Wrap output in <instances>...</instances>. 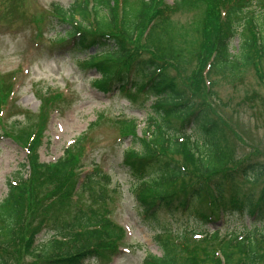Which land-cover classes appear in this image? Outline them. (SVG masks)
Wrapping results in <instances>:
<instances>
[{
    "label": "trees",
    "instance_id": "16d2710c",
    "mask_svg": "<svg viewBox=\"0 0 264 264\" xmlns=\"http://www.w3.org/2000/svg\"><path fill=\"white\" fill-rule=\"evenodd\" d=\"M87 2L76 0L69 8H54L57 19L74 25L56 40L84 54L82 64L102 74L96 81L98 87L111 90L118 86L133 100L136 95L143 94L144 105L152 99L143 137H138L134 120L126 126L128 133L134 136V144H140L141 150L132 145L124 157L125 166L137 180L133 191L147 217L156 219L161 211L171 215L175 211L190 210L195 199H203L206 195L211 199V213L198 214L204 221L201 224L214 223L220 216L223 220H244V229L228 232L225 237L218 232L211 234L218 240L219 261L238 264L243 255L242 264H264V189L257 195L243 186L257 183L264 174V165L248 163L225 170L233 161L234 144L229 130L208 107L189 99L176 76L170 73L174 68L171 62L185 70L194 61L198 78L206 74L211 76L212 72L236 75L251 64L261 71L264 0H175L173 4L165 0H98L92 10ZM202 3L205 5L203 18L196 29L201 40L199 45H179L172 36L171 16L184 5L199 8ZM223 10H226L225 16ZM90 13L92 18H89ZM148 29L145 48L153 49L154 57L137 56L129 42L139 40ZM238 34L240 43L233 52L231 40ZM177 153L182 157L172 156ZM72 156L69 153L56 164L33 162L29 177L22 175L9 182L7 195L0 199L1 245H15L17 253L21 250L35 252L40 264H84L86 259L106 250L93 245L100 242V237L113 239L122 232L109 218L81 207L66 221L53 220L56 221L53 225L49 224L51 214L36 219L37 222L25 220L27 213L39 208V199L33 193L36 181L42 178L39 170L67 175L75 159ZM194 163L205 171L199 168L201 179L177 185L180 179L191 174L190 166ZM110 183V175L95 167L85 174L80 187L95 202L104 201L109 196L106 192ZM246 221L250 223L245 225ZM45 227L53 233L43 244L37 245V238ZM83 231H87L84 238L77 239V234ZM198 231L166 229L156 237L162 255L149 254L143 264H191L192 261L202 264L208 261L206 259L213 258L215 251L204 252L199 257L195 252L199 253V248L205 246L192 245L189 241L190 235ZM71 232L76 237L66 241ZM12 259L11 252L0 248V264H12Z\"/></svg>",
    "mask_w": 264,
    "mask_h": 264
},
{
    "label": "rangeland",
    "instance_id": "374dc122",
    "mask_svg": "<svg viewBox=\"0 0 264 264\" xmlns=\"http://www.w3.org/2000/svg\"><path fill=\"white\" fill-rule=\"evenodd\" d=\"M97 1L88 0L90 10ZM165 1L172 4L175 0ZM73 2L76 0H0V199L7 195V180L15 172L28 173L29 168H22V164H56L71 153L75 159L71 161L69 175L39 170L42 178L36 181L37 187L33 190L39 199V208L27 213L25 220L37 222L36 219L51 214L49 224L53 225L70 219L81 207L86 211L93 209L97 216L109 218L116 228L121 227L122 232L115 238L100 237L99 243H93L106 250L84 264H142L146 255L162 253L156 241L158 233L166 229L181 232L186 228L207 233L196 236L195 232L189 238L192 245L205 246L199 248V253L195 252L197 256L215 251L213 258L202 264H224L217 256L218 240L211 234L219 230L220 236L225 237L228 232L244 229V220L229 219L219 226L200 225L196 215L211 208V199L206 195L196 199L188 211H175L173 215L161 211L156 219L147 218L136 202L133 187L137 182L123 162V153L131 145L138 150L141 147L134 145V136L128 134L126 126L134 120L136 132L142 135L151 100L144 105L143 94L133 100L118 89L103 91L96 82L100 72L82 66L85 55L76 53L66 43H58L56 39L74 25L57 19L54 8H68ZM203 3L199 8L184 5L171 16L172 36L179 45H199L201 40L196 29L203 18ZM225 14L223 10L222 15ZM76 17L80 19L78 13ZM149 31L139 40L129 42L137 56H153V49L145 48ZM151 39V45L155 44L154 37ZM240 39L238 34L231 40V51L237 50ZM171 64L174 68L170 73L176 76L187 97L197 105L208 107L229 130L234 144L233 161L224 169L248 163L264 165V60L261 71L251 64L236 75L212 72L211 76L206 74L202 78L196 77L199 72L195 61L185 70L175 62ZM8 97H11L8 104H3ZM172 156L182 157L178 153ZM96 164L110 173L112 180L107 187L108 198L95 202L78 184ZM199 168L205 172L201 165L192 164L191 174L180 179L177 185L199 181ZM57 175L64 176L54 178ZM243 186L258 195L264 189V174L257 183ZM249 223L246 221L245 225ZM86 232L78 233L77 239L84 238ZM67 236L66 241L76 234L71 232ZM48 237L46 228L39 234L37 245ZM0 248L13 254L12 264H40L35 252L17 253L15 245L0 244ZM243 257L238 264H242Z\"/></svg>",
    "mask_w": 264,
    "mask_h": 264
}]
</instances>
